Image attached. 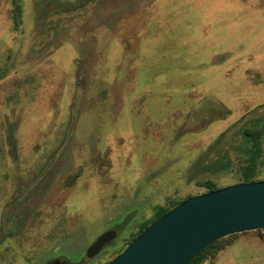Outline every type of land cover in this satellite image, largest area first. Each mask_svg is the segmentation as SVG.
<instances>
[{"label": "rangeland", "instance_id": "1", "mask_svg": "<svg viewBox=\"0 0 264 264\" xmlns=\"http://www.w3.org/2000/svg\"><path fill=\"white\" fill-rule=\"evenodd\" d=\"M246 129L264 181V0H0V264L111 262L157 207L240 184ZM228 241L201 264L264 260V230Z\"/></svg>", "mask_w": 264, "mask_h": 264}, {"label": "water", "instance_id": "2", "mask_svg": "<svg viewBox=\"0 0 264 264\" xmlns=\"http://www.w3.org/2000/svg\"><path fill=\"white\" fill-rule=\"evenodd\" d=\"M257 230H264V181L186 199L150 225L109 264H189L215 241ZM114 238L113 231L99 236L86 250L84 262L96 257Z\"/></svg>", "mask_w": 264, "mask_h": 264}, {"label": "trees", "instance_id": "3", "mask_svg": "<svg viewBox=\"0 0 264 264\" xmlns=\"http://www.w3.org/2000/svg\"><path fill=\"white\" fill-rule=\"evenodd\" d=\"M15 20L16 23L19 24L20 21V8L16 7L15 13ZM245 135L249 137L252 143V154L247 158L245 165L242 167L241 175H240V184H248L253 182H258L254 179L255 177V169H256V162L258 159V153L260 150V139L263 135L261 129H246ZM202 187L205 188L206 193L217 191L219 188L215 186L214 183L211 181H206L201 184ZM185 201V200H184ZM183 202V201H182ZM182 202L172 203L169 208L164 207H157L153 217L148 222L142 223L137 231L136 235H133L128 242V247L145 231L150 225H152L155 221L160 219L162 216L167 214L169 211L177 207ZM234 235L228 236L226 238L220 239L215 241L214 243L210 244L206 248H204L189 264H201L206 259H213L218 251L224 249L226 246L230 244L228 241L229 238L233 237ZM110 263V262H109ZM107 263V264H109Z\"/></svg>", "mask_w": 264, "mask_h": 264}, {"label": "crops", "instance_id": "4", "mask_svg": "<svg viewBox=\"0 0 264 264\" xmlns=\"http://www.w3.org/2000/svg\"><path fill=\"white\" fill-rule=\"evenodd\" d=\"M249 244H246V242H241V243H238V244H231L230 246H228L224 251L228 250V249H232V248H235V246H238V248L241 247L242 250H244V248H246ZM264 249V247H259V250H262ZM222 251V252H224ZM263 262L264 264V260H260L258 258H249L248 261H247V264H261Z\"/></svg>", "mask_w": 264, "mask_h": 264}]
</instances>
